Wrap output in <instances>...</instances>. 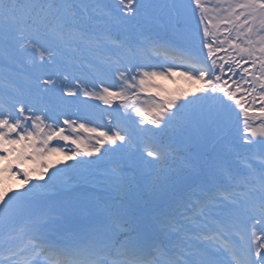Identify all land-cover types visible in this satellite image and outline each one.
I'll list each match as a JSON object with an SVG mask.
<instances>
[{"label": "snow or ice", "instance_id": "obj_1", "mask_svg": "<svg viewBox=\"0 0 264 264\" xmlns=\"http://www.w3.org/2000/svg\"><path fill=\"white\" fill-rule=\"evenodd\" d=\"M142 14L171 40L130 29ZM0 45L59 74L0 90V264H264V0H0ZM169 129L213 151L145 226L135 189L168 187ZM78 186L75 231L50 239L43 198Z\"/></svg>", "mask_w": 264, "mask_h": 264}, {"label": "rangeland", "instance_id": "obj_2", "mask_svg": "<svg viewBox=\"0 0 264 264\" xmlns=\"http://www.w3.org/2000/svg\"><path fill=\"white\" fill-rule=\"evenodd\" d=\"M152 2V0H151ZM150 2V3H151ZM139 21L137 20L134 22V19L131 20L130 29H139L140 26H135L136 23ZM140 25H146L150 26L148 24L147 18L144 17V19L141 21ZM153 28V30H161L159 28H156L155 26H150ZM134 31L132 30L131 35L134 36ZM135 38V37H134ZM0 55H4L1 54ZM25 58L24 56H22ZM26 59V58H25ZM13 60V59H12ZM11 63L13 67H16L14 63ZM17 63H21L18 61ZM7 70H11L9 67H5ZM9 78H12L13 75L8 76ZM182 79V78H181ZM161 84H163L169 91L176 92L182 89H190V84L187 82H184V84L176 83L174 80L171 79H162L160 81ZM193 91V90H192ZM181 131L178 129H169L164 135L165 142H169L171 144V147L174 150L175 159L170 161L168 164V169L170 170L167 175L169 176L168 180V187L163 189L162 191H159L155 194L151 193L148 189V185L151 182L150 177L144 178L139 186L135 189V195L138 197V204L140 207H142L145 210V219L144 224L145 226H151L152 224V216L154 215L153 208L156 201H164L168 200L170 197H179L184 192L188 190V186L184 184V179L187 177L192 176L191 171L185 167V163L189 160H191L193 163H197L201 161L205 155L211 154L212 151L210 150L209 146L198 145V147L195 150H192V146H187L185 148L179 149L178 146H175L176 143H179L181 141ZM185 152H194L196 155L194 157H187L185 156ZM108 166V165H107ZM106 167L100 166V170H105ZM52 171L51 169L49 170ZM91 179V178H90ZM20 184H22V179H15L11 181L10 187L12 189H18ZM11 194V192H10ZM100 196L104 197L105 193L100 192ZM45 198H43L44 201ZM78 199L75 198H67L62 199L61 197L57 198V205L55 208L52 209V213L54 214L56 221H73V219L66 214V209L69 208L71 205H73ZM42 204L45 206V204ZM55 239V238H52ZM60 239V238H57Z\"/></svg>", "mask_w": 264, "mask_h": 264}, {"label": "trees", "instance_id": "obj_3", "mask_svg": "<svg viewBox=\"0 0 264 264\" xmlns=\"http://www.w3.org/2000/svg\"><path fill=\"white\" fill-rule=\"evenodd\" d=\"M113 35H115L114 33H113ZM116 36V35H115ZM78 54H81V57L83 58V57H85V56H88V55H90L89 53H87V52H82V53H78ZM67 56H72V54L71 53H66V57ZM181 84H184V83H181ZM192 86V85H191ZM196 87H198V85L196 86ZM192 88H194L193 86H192ZM71 163V162H70Z\"/></svg>", "mask_w": 264, "mask_h": 264}]
</instances>
